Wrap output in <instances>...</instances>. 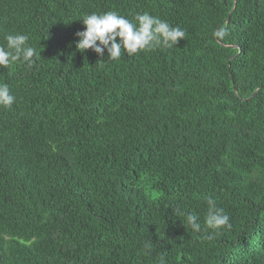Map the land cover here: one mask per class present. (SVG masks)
<instances>
[{
  "label": "trees",
  "instance_id": "16d2710c",
  "mask_svg": "<svg viewBox=\"0 0 264 264\" xmlns=\"http://www.w3.org/2000/svg\"><path fill=\"white\" fill-rule=\"evenodd\" d=\"M108 11L186 38L77 50ZM16 33L39 58L0 68V264H264V0H0V46ZM208 197L230 230L176 215L205 229Z\"/></svg>",
  "mask_w": 264,
  "mask_h": 264
},
{
  "label": "clouds",
  "instance_id": "9594fccd",
  "mask_svg": "<svg viewBox=\"0 0 264 264\" xmlns=\"http://www.w3.org/2000/svg\"><path fill=\"white\" fill-rule=\"evenodd\" d=\"M81 21L85 28L76 33V49L81 52L90 49L102 58L106 54L109 61H118L122 49L127 55H135L151 52L162 46L172 48L186 38V32L182 28L173 27L166 20L147 12L138 14L134 21L115 11L100 14L93 12L84 15ZM227 35L228 28L225 26H220L213 32L218 41H223ZM5 40L6 45L0 46V68L10 67L17 61H22L28 68L35 66L39 54L29 44L28 35L8 34ZM14 102L15 97L10 93L7 84L0 83V106L10 108ZM176 215H183L184 225L196 233L211 230L218 235L232 227L229 215L222 207L217 206L212 197L207 198L205 229H202L197 215L181 213L179 209H176ZM144 249L145 255H151L152 244L146 243Z\"/></svg>",
  "mask_w": 264,
  "mask_h": 264
},
{
  "label": "water",
  "instance_id": "95a60500",
  "mask_svg": "<svg viewBox=\"0 0 264 264\" xmlns=\"http://www.w3.org/2000/svg\"><path fill=\"white\" fill-rule=\"evenodd\" d=\"M228 21H230V18L228 19Z\"/></svg>",
  "mask_w": 264,
  "mask_h": 264
}]
</instances>
